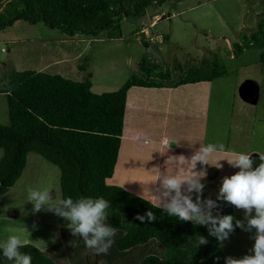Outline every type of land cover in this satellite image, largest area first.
<instances>
[{"label": "trees", "instance_id": "obj_1", "mask_svg": "<svg viewBox=\"0 0 264 264\" xmlns=\"http://www.w3.org/2000/svg\"><path fill=\"white\" fill-rule=\"evenodd\" d=\"M166 1L7 0L0 11V32L23 20L29 24L42 22L69 36H96L103 30L118 31L120 36L123 18H138L148 6ZM240 37L243 45L234 43L236 55L244 47L256 46L262 49L259 61L264 64V21L260 20L249 35ZM141 41L149 46V42ZM138 67V75L126 79L116 90L102 93L91 90L89 77L73 80L33 69L13 70L8 80L0 82L9 118L7 125L0 124V196L14 186L28 154L35 152L59 168L62 199L103 196L111 203L109 223L117 229L109 252L98 255L86 248L82 237L73 236L61 226L58 241L44 250L27 243L21 249L31 254L32 264H91L90 257L95 259L92 264H226L221 243L206 227L170 217L149 200L106 183L118 157L126 92L131 86L175 87L209 81L225 72L219 68L205 73V67L211 66L200 64L183 69L174 79L169 68L162 70L147 57L141 58ZM254 161L255 167L259 157ZM221 204V214L234 216L232 205ZM148 211L154 212L155 221L136 219ZM238 232L236 228L230 235ZM198 236L205 237L207 243L199 244ZM0 264H12L3 257L2 249Z\"/></svg>", "mask_w": 264, "mask_h": 264}, {"label": "rangeland", "instance_id": "obj_2", "mask_svg": "<svg viewBox=\"0 0 264 264\" xmlns=\"http://www.w3.org/2000/svg\"><path fill=\"white\" fill-rule=\"evenodd\" d=\"M6 2L0 0V11ZM260 20L264 21V0H169L148 6L138 18H123L120 36L112 30H103L96 36H69L42 22L29 24L18 20L0 32V82L8 80L13 70L33 69L73 80L89 77L93 92L113 91L116 85L121 86L140 73L138 63L143 57L151 60L148 48L153 47L162 57L154 63L162 70L169 68L174 79L183 69L207 64L211 67H205V73L219 68L225 72L213 79V91L230 92L245 79L256 80L260 88L258 103L245 105L251 127L244 144L247 148L252 146V138L262 130L264 146V122L257 128L254 126V135L252 128L254 118L259 112L264 113V64L259 61L262 49L248 46L238 55L234 52V43L243 45L241 34L255 31ZM141 40L149 42V46L146 48ZM8 123L6 98L0 94V124ZM232 139L236 141L238 137L234 135ZM223 140L226 142L227 136ZM2 154L0 149V158ZM218 172L221 173L219 168L212 166L207 178L216 181ZM59 178L56 165L35 152L28 154L21 177L0 196V243L12 234L41 250L58 241L59 228L69 222L52 212L32 213L27 188H48L55 199H62ZM233 214L243 220L235 209ZM239 229L238 238L229 236L221 246L226 257L241 258L254 245L251 237L255 230ZM90 259L91 264L95 263V259Z\"/></svg>", "mask_w": 264, "mask_h": 264}, {"label": "crops", "instance_id": "obj_3", "mask_svg": "<svg viewBox=\"0 0 264 264\" xmlns=\"http://www.w3.org/2000/svg\"><path fill=\"white\" fill-rule=\"evenodd\" d=\"M212 81L213 79L203 80L175 87L131 86L126 92L118 157L114 172L106 179V183L120 186L159 206L160 200L153 195V191L165 171L167 174L176 171L173 166L166 168L168 156H191L202 144H223L226 150L213 159L215 163L222 160V167L219 168L221 173L218 172L220 176L213 182L207 176L202 181L206 185L204 198L211 196L215 199L222 178L239 171L223 159H230L241 152L253 153V159L259 157L258 153L264 154V146L261 145L262 130L254 135L255 128L264 122V113L259 112L254 118L252 128L255 137L252 138V146L247 148L244 144L251 127L245 105L255 106L258 103L260 88L256 80L245 79L226 93L221 90L213 91ZM119 87L116 85L115 89ZM235 90L237 94L234 93ZM262 107L264 108V101ZM234 135L238 137L236 141L232 139ZM225 136L226 142L223 140ZM201 167L198 164L197 170ZM206 167L209 175L212 166ZM234 209L244 219L243 210L233 206V211ZM239 234L240 231L234 238H238Z\"/></svg>", "mask_w": 264, "mask_h": 264}, {"label": "clouds", "instance_id": "obj_4", "mask_svg": "<svg viewBox=\"0 0 264 264\" xmlns=\"http://www.w3.org/2000/svg\"><path fill=\"white\" fill-rule=\"evenodd\" d=\"M179 145V143H178ZM223 144L208 143L200 145L191 156L170 155L165 161L168 166L175 167L172 174L160 177L153 195L159 198L158 206L170 217L183 222H193L197 226L208 229L223 245L236 228L253 232L254 245L249 254L241 258L226 257V264H264V154H259V163L254 167L253 153H237L227 160L233 168L239 169L231 176H224L216 199L204 198L207 176L206 166L221 168L212 163L218 153L224 152ZM202 167L197 170V165ZM195 197V198H194ZM143 199V197L141 196ZM27 201L33 205L32 213L40 211L52 212L69 223L67 229L73 236L82 237L87 249L95 254H107L114 244L117 229L109 223L108 209L110 201L101 197L80 196L76 199L67 197L55 199L48 188H27ZM226 202L239 210H243L244 219L238 220L233 215L221 214L222 204ZM141 222L155 221L152 211L137 215ZM35 227V225L33 226ZM199 244H206L207 239L198 236ZM53 242H55L53 240ZM78 246L76 241L71 242ZM25 246L23 239L16 234L9 235L0 243L3 257L12 264H32L30 253L22 252Z\"/></svg>", "mask_w": 264, "mask_h": 264}, {"label": "water", "instance_id": "obj_5", "mask_svg": "<svg viewBox=\"0 0 264 264\" xmlns=\"http://www.w3.org/2000/svg\"><path fill=\"white\" fill-rule=\"evenodd\" d=\"M148 51H149V53L151 55V60H153V61L156 60V59H158L160 61L162 60L161 55L153 47H149Z\"/></svg>", "mask_w": 264, "mask_h": 264}, {"label": "built area", "instance_id": "obj_6", "mask_svg": "<svg viewBox=\"0 0 264 264\" xmlns=\"http://www.w3.org/2000/svg\"><path fill=\"white\" fill-rule=\"evenodd\" d=\"M152 40V38H150ZM153 41V40H152Z\"/></svg>", "mask_w": 264, "mask_h": 264}]
</instances>
